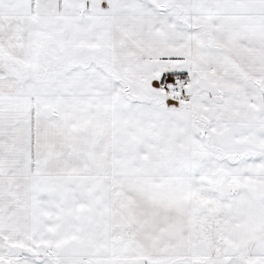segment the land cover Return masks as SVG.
I'll return each instance as SVG.
<instances>
[{"label":"snow or ice","instance_id":"snow-or-ice-1","mask_svg":"<svg viewBox=\"0 0 264 264\" xmlns=\"http://www.w3.org/2000/svg\"><path fill=\"white\" fill-rule=\"evenodd\" d=\"M0 264H264V0H0Z\"/></svg>","mask_w":264,"mask_h":264}]
</instances>
